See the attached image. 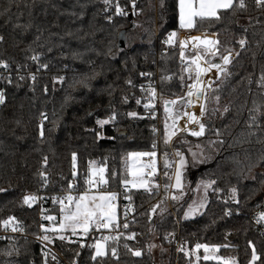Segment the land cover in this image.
Returning <instances> with one entry per match:
<instances>
[{
  "label": "trees",
  "instance_id": "1",
  "mask_svg": "<svg viewBox=\"0 0 264 264\" xmlns=\"http://www.w3.org/2000/svg\"><path fill=\"white\" fill-rule=\"evenodd\" d=\"M163 2L165 7L161 9V0H136L134 13L130 9L131 0H121L122 7L131 12L117 15L105 10L103 0H0V36L4 37L0 42V60L11 65L10 72L0 68V73L10 74L13 80L11 85L0 80V89L5 90L7 97L6 103L0 105V188L7 190L0 192V226L14 216L30 235L43 234L41 208L47 210L46 214L55 216L58 224L61 217L59 203L48 200L44 206L34 204L29 207L23 204V197L36 194L44 198L66 193L73 181V153L77 157L75 182L82 192L86 187L84 180L89 175V161L106 165L109 191H117L123 187L121 176L129 179L122 158L129 152L151 151L153 140L158 144V171L154 179L161 187L152 195L144 190L128 193L137 210L132 215L129 229L121 237L122 244H118L119 261L109 254L103 261L98 258L94 262L91 260L94 252L89 248H80L77 242L55 239L52 245L66 262L53 261L49 255L48 264H73L74 261L76 264H161L148 250L153 231L162 247L169 249L168 258L162 259L167 258L165 264H175L177 255L178 264H190V259L195 264L194 256L186 257L180 251L177 254V248L182 245L192 250L197 243L227 244L228 247H221L218 254L235 259L237 264H250L254 245L260 257L256 264H264V234L254 221L257 212L264 207V163L260 162L264 154V132L258 133V142L257 136H248L246 127L248 110L253 107V102L264 105V89L256 83L264 69V7H257L255 0H245L246 9L229 10L221 20L206 21L194 29L222 32L225 41L221 52L231 49L240 55H235L228 66L232 75L213 84L219 91L209 93L205 123L220 129L224 144H207L209 139H217L212 131L201 138L181 133L173 142V147L184 152L189 160L188 148L203 145L208 160L203 165L189 167L185 182L190 183V187L185 198L180 204L171 200L168 205L173 207L169 208L163 189L168 181L163 175L162 153L168 151L171 158V148H166L163 143L162 101L185 96L187 87H181L179 81L184 67L179 45L168 47L161 43L167 33L178 26L176 0ZM122 31L125 32L124 46L119 44ZM240 38L247 40L243 49L237 42ZM116 45L121 51H117ZM110 47L115 55L109 52ZM32 55L40 56L39 63L30 59ZM45 63L48 68L38 70L39 64ZM18 65L23 66L19 74L36 75L34 90L30 79L17 80ZM141 72L153 75L141 77ZM163 75L173 78L162 81ZM184 75L186 84L192 82ZM59 76L65 78L63 84L55 82ZM85 77L89 78L87 88L81 84L71 87ZM129 79L133 82L131 86L127 83ZM149 81L155 82L158 94L159 116L154 119L149 118L151 112H146L143 107L147 93L140 91V85ZM215 95L220 96L219 105L212 99ZM124 97H127L126 103ZM137 99H141V104L137 105ZM225 105L230 107L226 114L223 113ZM217 107L220 111L213 114L212 109ZM113 111L115 123L101 129L97 119H105ZM129 112L138 115L131 117L127 115ZM41 113L48 117L44 121L43 139L39 135ZM153 127L158 130L155 135ZM96 132H101L102 136L98 138ZM182 139L190 143L181 144ZM113 171L117 173L115 179L111 178ZM41 172L48 178L46 187ZM168 172L172 175L171 169ZM201 177L216 179L223 191L218 196L210 195L209 205L202 210V215L185 220L183 213L194 197L192 190ZM232 186L238 188L239 205L231 200L224 203ZM162 200L161 207H166L167 212L163 216L159 211L149 215L148 210ZM229 209L232 214L226 215ZM134 230L138 232L136 238L126 240L125 237ZM169 233L174 235L168 236ZM125 243L133 250H141L142 255L133 256L124 248ZM42 248L44 246L32 238L3 244L0 264H43ZM9 251L11 256L7 255ZM77 252L80 253L78 257ZM198 254L203 257L204 252L200 250ZM199 264L217 262L201 259Z\"/></svg>",
  "mask_w": 264,
  "mask_h": 264
},
{
  "label": "snow or ice",
  "instance_id": "2",
  "mask_svg": "<svg viewBox=\"0 0 264 264\" xmlns=\"http://www.w3.org/2000/svg\"><path fill=\"white\" fill-rule=\"evenodd\" d=\"M103 4L105 5V10H107L110 6H112V0H103ZM257 6L264 7V0H256ZM132 10L135 13L136 11V0H131ZM161 9L165 7L163 0H161L160 4ZM176 18H177V29L170 31L167 33L166 37L161 40L162 45L168 47H174L177 44L179 45L180 52V60L184 67L181 70V75L179 76V81L181 87H187L188 91L185 96L178 97L177 99L172 100H164L162 101L164 112H165V122H164V137L163 143L165 147L171 145L173 137L177 136L178 133H184L186 135L190 134L192 137L201 138L206 135L208 131H212V133L217 137L216 140L209 139L207 144L210 146L213 145H223L224 141L220 139L222 133L220 129L211 128L210 124H206L203 122V118L208 114V102H209V93H217L219 91L218 88H214L213 84L216 83L217 80L223 82L227 80L232 73L229 71L228 66L232 64L233 55L231 49H226L225 52L227 54H221L220 50V41L219 39L209 38L207 32L203 34V36H191L185 40H179V31L180 30H192L197 28L198 24L202 25L206 21H219L222 18V15L229 10L235 11L237 9L244 10L247 8V4L245 0H176ZM115 13L117 15H125L124 9L120 6L119 0H117L115 4ZM111 19V17H109ZM166 23L167 21L164 20ZM30 27V25L28 26ZM246 31V29H245ZM213 36H218V33H213ZM39 39V37H37ZM4 40L3 36H0V42ZM241 49H243L246 44V38H240L238 41ZM117 51H121L119 46L116 45ZM186 51L189 55L186 57ZM109 52L112 55L115 53L112 51V48H109ZM219 54V60H217V56ZM236 56H239L240 53H235ZM30 59L33 62L39 63L40 56L32 55ZM163 59V54H162ZM22 65L17 66V80L24 81L26 78L30 79L33 82V90L36 82V75L29 74L28 77L25 75L19 74ZM0 68L4 69L5 72H10L11 65L4 60H0ZM48 64H39V69H47ZM215 70L214 78L204 79L210 73H213ZM187 74V79L192 80L193 83L186 84L185 83V75ZM194 74V75H193ZM141 77H151L153 74L150 72H141L139 73ZM171 75H163L161 77L162 81H171ZM89 78L85 77L83 80H78L71 85V87H75L76 84H81L85 88L88 87L87 80ZM0 80H3L7 85H11L13 83L12 76L4 75L0 73ZM65 78L63 76H59L55 78V82L63 84ZM127 83L131 86L132 80L129 79ZM252 81L249 79V84ZM257 86L261 89H264V69H262L258 80L256 81ZM20 86L19 83L16 85ZM141 93H147V101L144 103L143 107L146 112H152L153 115L150 116V119L155 118V103L158 98L157 91L152 84L151 81L145 86L140 85ZM44 91L47 92V87L44 88ZM175 95V94H173ZM6 92L4 89H0V105H4L6 103ZM217 105L220 103V96L215 95L212 97ZM124 102H127V97H124ZM197 102H200V112L197 115L195 112L187 111V108L194 107ZM137 105L141 104V99L136 100ZM220 111V109L213 108V114ZM230 111V107L225 105L223 106V113H228ZM128 116L137 117L136 112L127 113ZM143 118V117H140ZM48 119L45 113H41V123L39 124V135L41 139L44 137V121ZM184 120L183 126L179 124L180 120ZM116 121V113L113 111L111 115H109L105 119H97V125L103 129L105 125L110 123H115ZM190 125H194V127H189ZM246 127L248 128V136H257L258 142H260V137L258 133L264 132V105H258L256 102H253V107L248 110V119L246 121ZM153 134L157 133V129L153 127ZM97 137H101V132H96ZM114 139V137H113ZM181 144H189L190 142L182 139L180 141ZM195 148L199 149V151H193L192 147L188 148V153L190 154L191 159L185 155L184 152L179 149H173L170 154L168 151H164L163 155V166L164 173L163 175L167 178V183L163 185V189L167 195L165 196V200H172L177 204H180L186 195L185 189L190 187V183L186 184L185 182V173L189 169V167H196L198 164L206 163L208 157L204 155L203 145L196 144ZM151 151H143V152H129L122 159L124 160V172L126 175H130L132 179H127L126 176H121V183L124 188V199L128 200L129 203L124 208V220L125 222L121 225L118 222V214H117V200L119 193L115 191H95L94 188H97V185L107 186L109 183L108 178H106V165L103 167H95L94 161H89L90 175H88L84 184L86 185L85 190L82 194L73 195L71 194L74 190V183L76 177V154H72V167H73V182H70L68 185V193L65 194L64 197H53V203H59L60 212L62 218L59 222L58 227L56 226V217L52 215H48L47 210L41 208L42 218L47 221L53 222L51 227L45 228L41 225V229L43 231V235L37 237L44 245L45 248L48 244H51L55 239H59L61 241H69V242H78L79 237H87L90 232H100L103 229H107L113 232H117L121 227L124 230L129 229V223L127 222L129 211H134L132 208V196L128 193L132 188L143 189L148 194H154V190L158 191L160 189V185L155 183L153 177L157 175V152H158V144L156 140H153L151 144ZM142 157H148L149 160L147 163H139ZM129 161L131 163L129 164ZM260 162L264 163V154L260 157ZM44 164H47V157L44 158ZM147 169V171H145ZM172 170V175H169L168 170ZM117 173L115 171L112 172L111 178L115 179ZM40 176L43 178V185L46 187L48 184V178L44 172L40 173ZM98 178V179H97ZM255 178V177H251ZM130 186V187H129ZM175 190V192L173 191ZM6 189L0 188V192H5ZM63 191V189H61ZM195 194L198 195V199H193L190 203L187 204V208L183 213V218L185 220L193 218L197 215H202V210L206 209L210 202V195H219L223 190L217 185L216 179L204 178L196 182L195 189L192 190ZM43 199L42 197L37 196L36 194H29L23 197V204L31 207L38 200ZM228 200H231L236 205H239L240 201L238 199V188L236 186H232L228 190L227 199L224 200V203H227ZM164 203V200L160 201V203L152 206L148 212L149 215H155L159 211L161 216L167 212L166 207H161V204ZM181 207L183 205L181 204ZM232 211L229 209L226 215H231ZM257 224H264V211L258 213L256 216ZM3 227L7 230L11 229L12 232H23L24 229L20 225V222L17 221L16 217H9L8 219L2 222ZM52 233L53 235H49ZM66 233H70L72 237H78L77 241H71L69 235ZM174 233H169L168 236H173ZM124 236L123 232H118L116 235H107L100 236L99 239H96L94 243L88 244L87 247L94 252L91 256V260L96 262L98 258L103 261L104 258H107L109 254L111 257L115 258L118 262L120 257L118 254V244L121 237ZM137 236L136 232H131L129 235L125 237L126 240H134ZM165 237V239L168 238ZM111 242V244L109 243ZM124 248L131 252L133 256L140 257L142 255V251L139 249L133 250L129 247L127 243H125ZM80 248H84V243H79ZM156 247L155 245H149L148 250L151 251L152 248ZM221 247H228L225 245H213L209 246L208 244H195L194 249L188 250L184 246H178V251L184 252L186 257H195V264H199L200 260L204 261H217V264H237L236 260L233 258H224L218 256ZM203 249L204 255L201 257L198 253ZM42 256L44 257L43 264H48V257L51 255L53 261H56V255L51 253L50 250L45 251V249H41ZM18 254V252H17ZM7 255L11 256L12 252L9 251ZM80 255L79 252L76 253L78 257ZM260 259V257L256 253L255 246L252 245V258L250 264H256V262ZM34 264V262H33ZM58 264V262H57ZM73 264H76L74 261ZM190 264L192 261L190 259Z\"/></svg>",
  "mask_w": 264,
  "mask_h": 264
},
{
  "label": "built area",
  "instance_id": "3",
  "mask_svg": "<svg viewBox=\"0 0 264 264\" xmlns=\"http://www.w3.org/2000/svg\"><path fill=\"white\" fill-rule=\"evenodd\" d=\"M116 2H117V0H112V6H110L107 10L110 12V13H115V4H116ZM119 4H120V6L122 7V5H121V0H119ZM255 4H256V0H255ZM131 5V4H130ZM256 6H257V4H256ZM257 7H260V6H257ZM123 9H124V11H125V13L127 14L128 12H131V11H133L132 10V6L130 7V9H131V11H128V9L126 8V7H122ZM20 72H22V69H20ZM152 84L155 86V82H152ZM142 85H147V84H142ZM141 91V90H140ZM178 97H174L173 99H177ZM146 102H148L147 101V97H146ZM158 106H159V102H158V99L156 100V103H155V117H158L159 116V109H158ZM162 106H163V103H162ZM162 110H163V112H164V108H162ZM151 114L153 115V113L151 112ZM164 117H165V112H164ZM205 120H206V116L203 118V122L205 123ZM181 126H183V125H181ZM189 127H194V125H190ZM179 134H181V133H178V135ZM177 135V136H178ZM190 135V134H189ZM177 136H175V137H173V139H172V142H171V145H170V148H171V153H172V151H173V149H174V147H173V142H174V140L176 139V137ZM176 149V148H175ZM144 160H145V162L147 163L148 162V160H149V158L148 157H145L144 158ZM98 179V178H97ZM73 182V181H72ZM97 190H100V191H104V190H107V191H109V188H108V185L107 186H104V185H97V188H96ZM85 190V189H84ZM82 191H81V188L76 184V182L74 183V190L72 191V193L71 194H73V195H77V194H80ZM115 192H117V193H119V196H118V200H117V205H118V222L122 225L124 222H125V220H124V208H125V206H127L128 205V203H129V201L128 200H126V199H124V188L123 187H121L119 190H117V191H115ZM66 193H68V191L66 192ZM66 193H64L62 196H57V195H52V196H50V195H46L43 199H41V200H38L35 204H41L42 206H44V204H45V202L46 201H48V200H52L53 201V197H64L65 196V194ZM147 193V192H146ZM148 194V193H147ZM39 197H42V196H39ZM34 205V204H33ZM132 208L134 209V211H129V213H128V219H127V222L130 224L131 223V220H133V214H135L136 213V210H137V208H136V205L135 204H133L132 203ZM43 209H45V208H43ZM262 211H264V207L261 209V210H259L258 212H257V214H256V216L258 215V213H260V212H262ZM256 216L254 217V221H255V224L256 225H259V226H261V232L264 234V224H257L256 223ZM40 219L42 220V225L45 227V228H48V227H51L52 226V224L49 222V221H47V220H44L43 218H42V214L40 215ZM20 225L23 227V229H24V225L22 224V223H20ZM127 230H124L122 227L117 231V232H113V231H110V230H107V229H103V230H101L100 232H95V231H93V232H90L89 233V235L87 236V237H79V243H84L85 244V247H87V245L88 244H91V243H94L95 242V240L96 239H99L100 238V236H102V235H104V236H107V235H116V234H118V232H123V233H125ZM133 232H136L137 234H138V232H137V230H134ZM40 235H43V234H40ZM40 235H38V236H40ZM49 235H52V233H49ZM38 236H32V235H30L28 232H26L25 231V229H24V231L23 232H19V231H17V232H12L11 231V229L10 228H8L7 230L3 227V225L2 226H0V247H1V245H3V244H11L12 242H14V241H16V240H18L19 238H32V239H35L36 241H38L39 243H41L43 246H44V249L47 251V250H50L51 251V253H54L55 255H56V260H58V259H61V260H63L64 262H66L65 261V259H64V257L61 255V253L52 245V243L51 244H48L47 246H46V248H45V245L40 241V240H38L37 239V237ZM69 236L71 237V240H73V241H77L78 240V237H72L71 235H70V233H69ZM78 243V242H77ZM78 243V244H79ZM109 243H111V242H109ZM119 244H122V242H121V239H120V241H119ZM88 248V247H87ZM179 253V251H178V248H177V254ZM52 259V258H51ZM178 255H177V257H176V263L175 264H178Z\"/></svg>",
  "mask_w": 264,
  "mask_h": 264
},
{
  "label": "rangeland",
  "instance_id": "4",
  "mask_svg": "<svg viewBox=\"0 0 264 264\" xmlns=\"http://www.w3.org/2000/svg\"><path fill=\"white\" fill-rule=\"evenodd\" d=\"M193 36H203V35H193ZM184 40H185V38H184ZM224 45V44H223ZM234 57V56H233ZM185 74V73H184ZM187 75V74H186ZM194 75V74H193ZM193 82V81H192ZM191 83V82H190ZM189 83V84H190ZM187 91H188V88H187ZM187 91H186V93H187ZM186 95V94H185ZM173 98H166V100H172ZM175 149V148H174ZM192 150L193 151H199V150H197V148H192ZM144 158L145 157H142L141 159H140V162L139 163H141V164H143V163H146L145 162V160H144ZM156 161H157V157H156ZM131 163V161H129V164ZM203 164H205V163H203ZM203 164H199V165H203ZM95 167H97V168H99V167H103V166H105V165H102V164H97V163H95V165H94ZM145 171H147V169H145ZM157 171H158V168H157ZM89 175H90V169H89ZM106 175V174H105ZM129 179H132V177L129 175ZM153 180H154V182L155 183H157L158 184V182L157 181H155V179H154V177H153ZM130 187V186H129ZM195 187H196V185H195ZM195 189V188H194ZM137 190H143V189H136V188H132L131 189V191H137ZM187 190H188V187L185 189V191L187 192ZM95 191H97V189L96 188H94L93 189V192H95ZM100 191V190H99ZM130 191V192H131ZM83 193V192H82ZM82 193H80V194H82ZM194 193V192H193ZM78 195V194H77ZM193 199H198V195L197 194H195L194 193V197L191 199V200H189V202L188 203H190ZM171 203V200L170 199H168V202H167V206L169 207V208H171V207H173V206H170V205H168V204H170ZM186 208H187V206H186ZM186 210V209H185ZM117 214H118V205H117ZM61 218H62V215H61V217H60V220H61ZM119 218V217H118ZM60 222V221H59ZM58 225H59V223L58 224H56V226L58 227ZM155 245L156 247H154V248H152V250H151V252L154 254V257L157 259V261L160 263L161 262V264H165L166 263V260H167V258H168V253H169V249H165V248H163L162 247V245L159 243V240H158V236H157V234L153 231L151 234H150V239H149V245ZM148 245V246H149ZM209 246H211V245H209ZM202 251H203V249H201ZM200 253V252H199ZM217 255L218 256H221V255H219L218 253H217ZM164 257H167L165 260H162ZM222 257V256H221ZM210 261H213V260H210ZM215 262H217V261H215Z\"/></svg>",
  "mask_w": 264,
  "mask_h": 264
},
{
  "label": "crops",
  "instance_id": "5",
  "mask_svg": "<svg viewBox=\"0 0 264 264\" xmlns=\"http://www.w3.org/2000/svg\"><path fill=\"white\" fill-rule=\"evenodd\" d=\"M205 32H207L209 38L213 37V35L209 34V33H218V36H216L215 38L219 39V41H220V50H221L222 47H223L224 41H225V34H223L222 32H213V31L200 32V31H195L194 29H192V30H181V32L178 34L179 35V40H184V38L188 39L189 37H191L193 35H203ZM221 54H227V53L226 52L225 53L221 52ZM185 55L187 57L189 55V53L186 51ZM232 55L235 56V52L234 51H232ZM217 60H219V54L217 56Z\"/></svg>",
  "mask_w": 264,
  "mask_h": 264
},
{
  "label": "bare ground",
  "instance_id": "6",
  "mask_svg": "<svg viewBox=\"0 0 264 264\" xmlns=\"http://www.w3.org/2000/svg\"><path fill=\"white\" fill-rule=\"evenodd\" d=\"M215 70H213V73H210L208 76H206L204 79L214 78ZM193 83V82H192ZM187 111L189 112H195L197 115H199L200 112V102H197L194 107L187 108ZM180 125L184 124V120L179 121Z\"/></svg>",
  "mask_w": 264,
  "mask_h": 264
},
{
  "label": "water",
  "instance_id": "7",
  "mask_svg": "<svg viewBox=\"0 0 264 264\" xmlns=\"http://www.w3.org/2000/svg\"><path fill=\"white\" fill-rule=\"evenodd\" d=\"M119 44L123 45V46L125 45V32L124 31H122L120 36H119Z\"/></svg>",
  "mask_w": 264,
  "mask_h": 264
}]
</instances>
